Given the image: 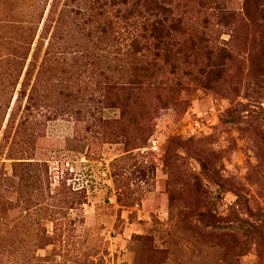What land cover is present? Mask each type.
I'll return each instance as SVG.
<instances>
[{
  "label": "rangeland",
  "instance_id": "obj_1",
  "mask_svg": "<svg viewBox=\"0 0 264 264\" xmlns=\"http://www.w3.org/2000/svg\"><path fill=\"white\" fill-rule=\"evenodd\" d=\"M0 264H264V0H0Z\"/></svg>",
  "mask_w": 264,
  "mask_h": 264
},
{
  "label": "trees",
  "instance_id": "obj_2",
  "mask_svg": "<svg viewBox=\"0 0 264 264\" xmlns=\"http://www.w3.org/2000/svg\"><path fill=\"white\" fill-rule=\"evenodd\" d=\"M135 1H137L138 3L140 2L142 3V0H135ZM157 10L161 11L164 14V19L156 21L155 25H152L151 27L152 36L148 38H140L141 40L132 39L130 41L129 47H131V49L135 51L142 50L146 52H153L151 55L154 58H158L162 56L163 58L167 59L170 57L174 45H171V43L168 40L162 39V31H164L165 29V23L167 19H169L168 30H172L176 28L179 24V21L175 18H171V11L169 9L163 10V8H159L158 6ZM146 63L147 62H144V65L137 64V66H135L133 70H135L136 74H134L133 80L115 83L114 85L108 87L106 89L108 95L113 96L112 97L113 100L117 101L118 95L122 92L128 93L127 97H130L134 91L137 92L139 90L140 92L142 90V87L145 85V79L152 78L159 74L156 67H153L151 69H154L157 72L148 70L146 68L147 65ZM158 69L160 70V68ZM150 73H152V76Z\"/></svg>",
  "mask_w": 264,
  "mask_h": 264
}]
</instances>
